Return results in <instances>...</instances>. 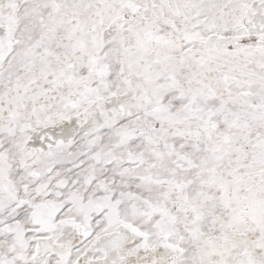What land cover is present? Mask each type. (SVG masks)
Masks as SVG:
<instances>
[{
  "label": "snow or ice",
  "instance_id": "1",
  "mask_svg": "<svg viewBox=\"0 0 264 264\" xmlns=\"http://www.w3.org/2000/svg\"><path fill=\"white\" fill-rule=\"evenodd\" d=\"M0 264H264V0H0Z\"/></svg>",
  "mask_w": 264,
  "mask_h": 264
}]
</instances>
